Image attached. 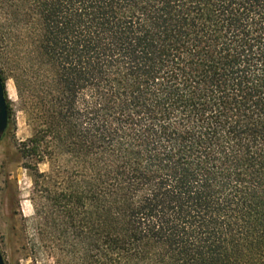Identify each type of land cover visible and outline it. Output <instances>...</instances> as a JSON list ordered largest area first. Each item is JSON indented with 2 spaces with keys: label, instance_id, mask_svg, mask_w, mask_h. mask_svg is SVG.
<instances>
[{
  "label": "trees",
  "instance_id": "obj_1",
  "mask_svg": "<svg viewBox=\"0 0 264 264\" xmlns=\"http://www.w3.org/2000/svg\"><path fill=\"white\" fill-rule=\"evenodd\" d=\"M0 80L34 259L264 264V0H0Z\"/></svg>",
  "mask_w": 264,
  "mask_h": 264
},
{
  "label": "rangeland",
  "instance_id": "obj_2",
  "mask_svg": "<svg viewBox=\"0 0 264 264\" xmlns=\"http://www.w3.org/2000/svg\"><path fill=\"white\" fill-rule=\"evenodd\" d=\"M5 90L9 121L0 141V252L5 264H53L45 255L34 259L31 253L39 239L30 202L32 180L20 145L30 139L32 128L19 108L12 81L5 82ZM38 170L46 173L47 164H40Z\"/></svg>",
  "mask_w": 264,
  "mask_h": 264
},
{
  "label": "water",
  "instance_id": "obj_3",
  "mask_svg": "<svg viewBox=\"0 0 264 264\" xmlns=\"http://www.w3.org/2000/svg\"><path fill=\"white\" fill-rule=\"evenodd\" d=\"M9 115L7 101L5 98V87L0 80V141L8 127ZM0 264H5L0 252Z\"/></svg>",
  "mask_w": 264,
  "mask_h": 264
}]
</instances>
